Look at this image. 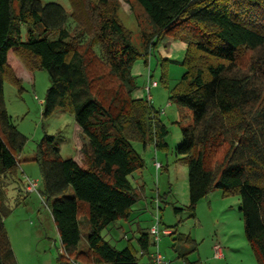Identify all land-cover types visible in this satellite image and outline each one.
<instances>
[{"label":"trees","instance_id":"16d2710c","mask_svg":"<svg viewBox=\"0 0 264 264\" xmlns=\"http://www.w3.org/2000/svg\"><path fill=\"white\" fill-rule=\"evenodd\" d=\"M81 1L69 0L68 13L53 2L0 0V264H16L3 202L26 138L6 114L3 84L21 88L18 64L47 73L42 116L66 111L79 130L81 164L60 156L53 135L43 136L32 158L59 237V264H142L130 244L117 250L102 231L127 220L143 197L130 181L144 166L133 143L166 150L156 112L132 97L130 69L167 34L187 44L185 72L169 99L191 112L173 151L187 165L188 217L211 190L236 193L245 238L264 264V0H133L148 24L143 54L110 0ZM83 22L90 24L78 29ZM80 218L88 227L83 250ZM150 238L148 231L137 238L148 261Z\"/></svg>","mask_w":264,"mask_h":264},{"label":"rangeland","instance_id":"374dc122","mask_svg":"<svg viewBox=\"0 0 264 264\" xmlns=\"http://www.w3.org/2000/svg\"><path fill=\"white\" fill-rule=\"evenodd\" d=\"M86 1L82 0L81 4ZM40 2L57 3L70 13L69 0ZM110 4L116 7L120 23L131 32V45L143 54L140 35L142 30L148 29V24L142 11L133 0H110ZM89 24L83 22L78 29L88 27ZM72 25L68 19V29ZM84 41L86 45L89 38ZM186 47V42L176 40L169 34L163 35L147 57L138 58L131 66L130 72L136 87L132 97L146 101L156 112L165 130L163 139L166 150L155 151L153 143H133L144 166L130 181L141 187L143 197L132 206V214L127 220L108 225L102 231V237L117 250L130 244L139 262L149 264L146 256L140 257L137 238L140 232H147L153 224L155 206L152 205V199L157 198L160 199L161 209L160 230L171 228L174 232L171 236H159L157 251L166 264H258L244 235L238 211L240 201L236 193L213 189L196 205L195 217H188L187 165L173 151L180 143L181 127L191 123V112L178 107L169 99L185 72L182 62ZM148 74L158 86L150 89V99L147 101L144 88ZM15 75L21 80V88L4 83L3 101L12 125L26 138V142L17 155L16 179L6 184L3 223L16 264H59L58 257L63 254L59 237L48 206L40 194V169L32 158L43 136L53 135L60 156L72 158L81 164L79 130L75 129L77 125L73 116L66 111H56L46 118L42 116L43 101L49 86L45 71L30 72L18 64ZM154 161L161 164L158 172L153 167ZM26 179L36 181L35 192H25ZM148 202L151 205L146 208ZM174 209L180 211L175 212ZM78 225L80 240L77 249L83 250L86 248L88 227L83 218L78 220ZM149 241L148 252H155L152 239ZM213 246L219 248L221 257H212Z\"/></svg>","mask_w":264,"mask_h":264},{"label":"built area","instance_id":"2783aa9c","mask_svg":"<svg viewBox=\"0 0 264 264\" xmlns=\"http://www.w3.org/2000/svg\"><path fill=\"white\" fill-rule=\"evenodd\" d=\"M157 86H158V83L155 80H152L150 74H148L147 84L144 88L146 95H147L146 97L147 101L150 99L149 97L150 89L155 88ZM153 167L155 169V172H157L161 168V164L154 161ZM36 189H37L36 181L26 179V184H25V189H24L25 192L32 193V192H35ZM152 205L155 206L154 215H153V224L148 229V233L152 239V245L156 247V250L155 252L150 253V263L151 264H166L163 260V257L157 251V245L160 240L159 238L160 234L170 235L172 231H170V229L160 230L161 221H160V216H159V200L157 198L152 199ZM69 264H78V263L70 261Z\"/></svg>","mask_w":264,"mask_h":264},{"label":"crops","instance_id":"0c3cea01","mask_svg":"<svg viewBox=\"0 0 264 264\" xmlns=\"http://www.w3.org/2000/svg\"><path fill=\"white\" fill-rule=\"evenodd\" d=\"M75 129H77L78 130V127H76ZM79 146V145H78ZM75 162H76V160H74ZM134 183V182H133ZM133 185H135V186H137L138 184L136 183V184H133ZM146 199V198H145ZM149 204H146V208H148L151 204H150V202H148ZM171 231V230H170ZM212 257L213 258H218V257H221V251L219 250V248H217L216 246H213V248H212ZM148 263L149 264H151L150 263V261H148Z\"/></svg>","mask_w":264,"mask_h":264}]
</instances>
